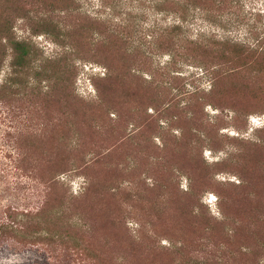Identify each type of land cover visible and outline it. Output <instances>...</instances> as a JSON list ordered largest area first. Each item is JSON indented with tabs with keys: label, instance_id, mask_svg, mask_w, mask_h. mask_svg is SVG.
<instances>
[{
	"label": "rangeland",
	"instance_id": "1",
	"mask_svg": "<svg viewBox=\"0 0 264 264\" xmlns=\"http://www.w3.org/2000/svg\"><path fill=\"white\" fill-rule=\"evenodd\" d=\"M115 3L0 0V264H264V56L204 68L264 40V0L174 59L130 52L171 16Z\"/></svg>",
	"mask_w": 264,
	"mask_h": 264
},
{
	"label": "trees",
	"instance_id": "2",
	"mask_svg": "<svg viewBox=\"0 0 264 264\" xmlns=\"http://www.w3.org/2000/svg\"><path fill=\"white\" fill-rule=\"evenodd\" d=\"M116 3L112 5L110 15L111 22L114 16L117 14L116 9L122 6L124 0H114ZM146 1V0H143ZM151 6L156 14H165L172 17V22L169 24H163L160 21L156 23L152 34L147 33L149 36L145 41L141 39L133 41L135 42L130 46V52H141L147 58H153L154 54H168L171 59L177 55L180 49H185V44H195L194 48H205L208 44H211V38H205L198 36L196 39H192L188 33V28L192 25L194 20L207 21L210 26L217 27L221 21L220 17L223 16L226 8L232 2V0H150ZM231 1V2H230ZM122 21L116 22L113 25H108L109 33L117 40L122 41L127 39V35L123 34ZM129 38H131L129 36ZM145 38V37H144ZM149 41V46H145ZM213 41V40H212ZM214 42V41H213ZM212 42V43H213ZM219 44L227 45L231 51L233 50L231 58H225L228 62L235 59L237 63L232 68H223L224 61H221L218 65H206L205 73L211 75V79L214 81V85L223 81L224 78L231 75L236 70H243V68L250 69L255 67L258 60L264 56V40L257 43L237 42L230 39H223L218 41ZM231 47V48H230ZM18 49V47H15ZM227 49V50H228ZM206 49H202L205 51ZM227 50H222L223 53ZM232 52V51H231ZM222 52L220 53L223 54ZM111 72L107 71V78L110 77ZM259 222L264 224V213L261 214ZM5 225H0L2 230ZM12 227V226H10ZM216 248L221 251L225 250L220 245H216ZM246 247H244V251ZM257 249L264 251V242L257 243ZM217 260H223L221 255L216 256ZM264 259V253L262 255Z\"/></svg>",
	"mask_w": 264,
	"mask_h": 264
}]
</instances>
